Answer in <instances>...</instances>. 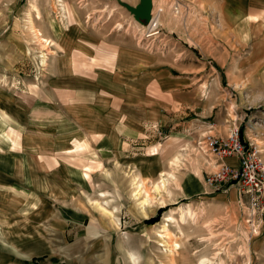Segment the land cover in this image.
<instances>
[{
    "label": "rangeland",
    "instance_id": "374dc122",
    "mask_svg": "<svg viewBox=\"0 0 264 264\" xmlns=\"http://www.w3.org/2000/svg\"><path fill=\"white\" fill-rule=\"evenodd\" d=\"M64 2L69 9L67 26L61 21L58 1L47 0L42 8L48 13L42 15L40 5V14L33 8V3L38 6L33 0L26 14L14 18L12 28L1 35L0 86L15 92L24 103L31 101L34 108L48 92L50 120L62 104L66 112L80 116L81 139L60 154L71 160L74 152L79 153L81 168L85 170L81 175V203L73 205L72 198L66 200L65 207L75 209L80 216V223L72 225L65 235L66 256L79 252L82 264H171L169 250L174 242H179L181 247L172 256L175 264H198L199 259L206 257L215 262L224 260V264H256L248 243L260 232L252 234L246 222L245 226L240 225L239 212L227 209L212 221L205 217L214 215L216 209L207 202L201 203L205 194L192 202L178 196L180 174L194 172L193 167L199 173L201 159L213 162V155L203 153L196 145L201 135H219L220 130L227 132L236 122L241 125L243 137L264 150V0H153L151 21L159 22V32L153 35L151 23L142 26L125 5L137 6L141 0ZM160 8L163 11L159 13ZM77 27L92 33V38H85L92 41V50L85 51L75 40L60 38L63 30L78 32ZM33 29L40 30L49 42L41 41ZM125 45L168 58L170 70L180 83L177 88L183 90L178 92L182 93V103L171 102L172 106L167 107L171 121H148L145 132L125 144L129 164L121 161L104 166V162L84 160V153L92 152L86 139L92 136L89 123H101L95 111L98 105L92 103L88 93L79 98L77 92L76 96L72 79L68 75L62 78V74L76 71L90 78L95 71L114 69L120 47ZM63 48L69 54L64 62ZM179 152L184 156L176 174L178 181L170 179L166 186L173 197L168 196L166 189L155 193L153 185L160 175L142 176L138 167L143 165L146 170L154 161L168 160L164 170L169 171L170 158ZM137 155L144 159L139 166L134 165ZM137 175L147 179L146 189L157 198L154 205L145 209L141 207L144 195L139 199L134 195L133 178ZM159 197L165 198L166 203L159 204ZM187 205L197 214L194 220L178 225L165 221L171 210ZM155 217L159 220L148 222ZM175 217H179V212ZM164 222L169 223L170 239L161 236ZM76 227L81 229L80 240H75L77 236L72 231ZM163 239L170 242L168 246H163Z\"/></svg>",
    "mask_w": 264,
    "mask_h": 264
},
{
    "label": "crops",
    "instance_id": "0c3cea01",
    "mask_svg": "<svg viewBox=\"0 0 264 264\" xmlns=\"http://www.w3.org/2000/svg\"><path fill=\"white\" fill-rule=\"evenodd\" d=\"M35 1L38 6L33 3V8L38 14L40 9L42 15H46L48 10L44 11L42 7L47 0ZM29 2L33 0H0V38L12 28L14 18L26 14ZM65 5L66 20L61 21L67 26L69 9ZM29 22L33 21L29 19ZM3 24L5 28L2 29ZM77 29L80 34L76 30H63L60 38L75 40L79 48L92 50V41L85 39L92 38V33L83 32L80 27ZM120 50L114 69L95 71L90 78H84L76 71L62 74V78L68 75V79H72L76 96L77 92L79 98L88 93L92 96V103L98 105L95 111L101 123H89L92 136L86 139L92 146V152L84 153V160L104 162V166L121 161L129 164L125 144L144 133L148 121L160 124L171 121V110L167 107L182 103L183 90L177 88L180 83L170 70L168 58L156 53L148 54L131 45L120 47ZM63 51L64 62L68 53L64 48ZM58 80L61 79L58 77ZM46 93L34 108L31 101L24 103L15 92L0 86V264H82L81 253L69 252L66 256L63 244L72 225L80 223L75 209L70 210L65 205L69 198H72L73 205L81 203V175L85 170L81 168L79 153L74 152L71 160L60 156L75 140L81 139L82 124L80 116L66 112L63 104L62 108L58 106L55 117L50 120ZM101 96H104L102 100L95 101ZM69 131L71 135L67 134ZM220 133L225 135L227 132L220 130ZM212 158L211 163L202 159L197 163L199 173L193 167L194 172L179 175L181 194L178 198H190L192 202L205 194L201 196L204 199L201 203L207 202L216 209L215 214L206 219L213 221L227 209H232L236 214L240 213L238 223L245 226L247 222L237 188L229 186L215 190L205 182L206 173L214 171L218 165L217 158ZM135 159L134 165L144 162L139 155ZM167 162L154 161L146 170L140 165L138 171L145 177L159 176ZM226 162L238 165L236 157H229ZM254 220L256 233L260 234L248 244L255 255V263L264 264V217L256 214ZM232 228L236 229L234 223ZM72 231L77 236L75 240L81 238L80 228ZM58 242H62L61 245Z\"/></svg>",
    "mask_w": 264,
    "mask_h": 264
},
{
    "label": "built area",
    "instance_id": "2783aa9c",
    "mask_svg": "<svg viewBox=\"0 0 264 264\" xmlns=\"http://www.w3.org/2000/svg\"><path fill=\"white\" fill-rule=\"evenodd\" d=\"M163 11L159 9V13ZM159 13L157 17L159 18ZM154 13L152 11V17ZM154 27V26H153ZM155 34L158 27L154 28ZM196 145L203 153H211L217 158L216 169L207 173L205 182L215 190L235 186L239 193L240 205L245 221L257 232L255 216L264 217V158L263 150L250 139H244L241 125L234 122L225 135L203 134L196 140ZM229 157H236L238 165L226 162Z\"/></svg>",
    "mask_w": 264,
    "mask_h": 264
},
{
    "label": "bare ground",
    "instance_id": "6f19581e",
    "mask_svg": "<svg viewBox=\"0 0 264 264\" xmlns=\"http://www.w3.org/2000/svg\"><path fill=\"white\" fill-rule=\"evenodd\" d=\"M153 8H154V4H153ZM58 10H59V14L61 16L62 21L66 20V10L67 7L65 5V3L63 2V0H58ZM30 20H32V18H29ZM156 22V24H155ZM150 26L149 28H152L154 26V28L158 27L159 22L158 21H151L150 22ZM144 26V25H142ZM35 35L41 39V41L44 42H49L48 38L43 37V35L41 34V32L39 30L33 29ZM184 150H187V148H185ZM184 154L179 152L177 154H175L172 158H170L169 160V167L170 170L169 171H165L163 170L161 172L159 181H157V183H154L153 188L155 193L160 194V192L162 191V189H166V193L168 194L169 197H173V192L169 189L166 188L167 182L168 180H172V181H176L177 180V171L182 167L183 165V157ZM134 180V185H135V197H140V195H144L143 200L141 201V207L142 209H145V206H152L154 205V202L157 200V198H155L154 196H152L149 191L146 189V178H143L142 176H136L133 178ZM178 181V180H177ZM171 182V181H170ZM164 191V190H163ZM158 202L159 204H165L166 200L163 197H159L158 198ZM156 204V203H155ZM179 212V217H175V214L177 212ZM111 213V212H109ZM112 214V213H111ZM196 212L194 211V209L192 207H190V205L188 206H181L179 207V209L177 210H171V212L168 214V216H166L165 221L167 222H172L175 225H178L180 223L186 224L190 219L194 220L196 218ZM171 230L169 228V223H163L162 229H161V236L162 237H171ZM168 239V238H167ZM163 246H168V241H166L165 239H163ZM181 247L179 242H174V244L172 245V249L169 250L170 256H171V264H175L174 259L172 256H174V253H176L179 248ZM177 254V253H176ZM212 258H202L198 260V264H224V260H221L219 262H215L213 260H211ZM165 264V263H164Z\"/></svg>",
    "mask_w": 264,
    "mask_h": 264
},
{
    "label": "water",
    "instance_id": "95a60500",
    "mask_svg": "<svg viewBox=\"0 0 264 264\" xmlns=\"http://www.w3.org/2000/svg\"><path fill=\"white\" fill-rule=\"evenodd\" d=\"M135 15L136 20L142 25H148L152 20L153 0H141L137 6L125 4Z\"/></svg>",
    "mask_w": 264,
    "mask_h": 264
},
{
    "label": "trees",
    "instance_id": "16d2710c",
    "mask_svg": "<svg viewBox=\"0 0 264 264\" xmlns=\"http://www.w3.org/2000/svg\"><path fill=\"white\" fill-rule=\"evenodd\" d=\"M161 211V210H160ZM159 220V217H155V218H152V219H150L148 222L149 223H155L156 221H158Z\"/></svg>",
    "mask_w": 264,
    "mask_h": 264
}]
</instances>
